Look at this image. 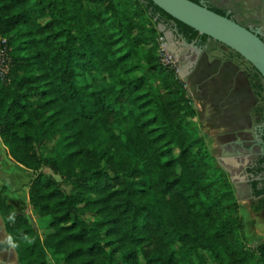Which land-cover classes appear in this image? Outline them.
I'll return each mask as SVG.
<instances>
[{"label":"trees","instance_id":"trees-1","mask_svg":"<svg viewBox=\"0 0 264 264\" xmlns=\"http://www.w3.org/2000/svg\"><path fill=\"white\" fill-rule=\"evenodd\" d=\"M160 27L198 34L150 0H0V138L33 173L29 204L47 221L40 234L0 191L19 264H264L161 61ZM251 187L260 214L264 179Z\"/></svg>","mask_w":264,"mask_h":264},{"label":"flooded vegetation","instance_id":"flooded-vegetation-1","mask_svg":"<svg viewBox=\"0 0 264 264\" xmlns=\"http://www.w3.org/2000/svg\"><path fill=\"white\" fill-rule=\"evenodd\" d=\"M191 1L236 23L264 43V0ZM169 32L172 38L165 37L166 48L176 60L177 75L198 112L200 135L212 141L216 154L211 152L232 183L247 182L239 184L244 187L240 193L254 202L251 184L264 179V81L226 45L199 33L187 42L174 28ZM180 68L183 78L178 73ZM230 157L235 158L236 165L228 160ZM234 176L242 179L235 181Z\"/></svg>","mask_w":264,"mask_h":264},{"label":"water","instance_id":"water-1","mask_svg":"<svg viewBox=\"0 0 264 264\" xmlns=\"http://www.w3.org/2000/svg\"><path fill=\"white\" fill-rule=\"evenodd\" d=\"M150 1L173 19L192 28L200 35H205L240 54L264 81V43L254 34L190 0ZM178 73L183 78L181 68ZM9 243L13 250L12 243L10 241ZM4 249L5 247L0 244V252Z\"/></svg>","mask_w":264,"mask_h":264},{"label":"rangeland","instance_id":"rangeland-1","mask_svg":"<svg viewBox=\"0 0 264 264\" xmlns=\"http://www.w3.org/2000/svg\"><path fill=\"white\" fill-rule=\"evenodd\" d=\"M161 30H166L164 27H160ZM170 35V32L166 30L165 37ZM165 39V38H164ZM207 138L206 143L209 149L216 154V150L213 149L212 141L208 136H202ZM8 160V159H7ZM7 164L2 162V168ZM12 164V165H11ZM1 167V166H0ZM44 171L49 173V169L44 168ZM33 178V173L23 168L22 166L10 162L6 169L0 170V191L5 189V196L9 203L12 204L17 213L26 216L31 225L36 231L42 234L47 225V221L40 220L36 213L32 210L29 204V185ZM63 188L69 192L70 188L64 184ZM236 192V189H235ZM238 199L241 201V214L245 221V236L248 243L251 246L264 242V212L261 215H256L253 211V202L249 199L248 195L236 193ZM9 238L5 232L2 219L0 217V242L9 244ZM9 249V250H7ZM6 251L0 252V263L4 264H19L15 252L9 248ZM49 264H56L51 257H48Z\"/></svg>","mask_w":264,"mask_h":264},{"label":"built area","instance_id":"built-area-1","mask_svg":"<svg viewBox=\"0 0 264 264\" xmlns=\"http://www.w3.org/2000/svg\"><path fill=\"white\" fill-rule=\"evenodd\" d=\"M2 43L4 44L5 40H3ZM160 55H161L162 63L166 66H170L174 68L177 72L176 60L167 50L164 38L160 39ZM8 68H9V57L7 56L6 48H4L0 51V77L1 78H4L7 75Z\"/></svg>","mask_w":264,"mask_h":264},{"label":"crops","instance_id":"crops-1","mask_svg":"<svg viewBox=\"0 0 264 264\" xmlns=\"http://www.w3.org/2000/svg\"><path fill=\"white\" fill-rule=\"evenodd\" d=\"M166 38L167 39H170V38H172V34L170 33V35H167L166 36ZM210 127V126H209ZM8 159V160H7ZM228 160L232 163V164H234V165H236L237 164V161L234 159V158H228ZM6 162L7 164H5V167L4 168H2V162ZM10 162H13V163H15L13 160H12V158L9 156V154H8V151H7V149L5 148V146L3 145V143H2V141H1V138H0V170H2V169H6L7 168V166H9V164H10ZM16 164V163H15ZM12 165V164H11ZM236 175V174H235ZM238 178H240V176L238 177H236V176H234V180L236 181ZM242 178H240L239 180H241ZM243 181L242 182H234V188L236 189V193H238V195L240 194V190H241V188H244L242 185H239V184H241V183H244V185H245V183H247V182H245V180L244 179H242ZM238 198V197H237ZM239 202L241 203V201L239 200ZM258 216V215H257ZM264 232V231H263ZM264 234V233H263Z\"/></svg>","mask_w":264,"mask_h":264},{"label":"bare ground","instance_id":"bare-ground-1","mask_svg":"<svg viewBox=\"0 0 264 264\" xmlns=\"http://www.w3.org/2000/svg\"><path fill=\"white\" fill-rule=\"evenodd\" d=\"M0 244H2L5 247V249L3 251H6V249L10 247L9 246L10 243L9 244H4V243L0 242ZM10 249H12V248L10 247ZM7 250H9V249H7Z\"/></svg>","mask_w":264,"mask_h":264}]
</instances>
